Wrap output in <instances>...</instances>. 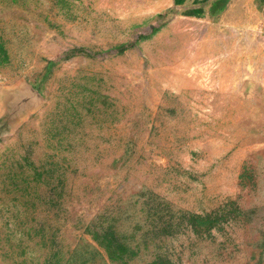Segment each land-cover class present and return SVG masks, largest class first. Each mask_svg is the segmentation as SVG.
I'll return each instance as SVG.
<instances>
[{
  "label": "rangeland",
  "instance_id": "374dc122",
  "mask_svg": "<svg viewBox=\"0 0 264 264\" xmlns=\"http://www.w3.org/2000/svg\"><path fill=\"white\" fill-rule=\"evenodd\" d=\"M0 264H264V0H0Z\"/></svg>",
  "mask_w": 264,
  "mask_h": 264
},
{
  "label": "trees",
  "instance_id": "16d2710c",
  "mask_svg": "<svg viewBox=\"0 0 264 264\" xmlns=\"http://www.w3.org/2000/svg\"><path fill=\"white\" fill-rule=\"evenodd\" d=\"M195 220H198L197 224L198 225H210L214 223V217H212L210 214L206 215H195L194 216Z\"/></svg>",
  "mask_w": 264,
  "mask_h": 264
}]
</instances>
